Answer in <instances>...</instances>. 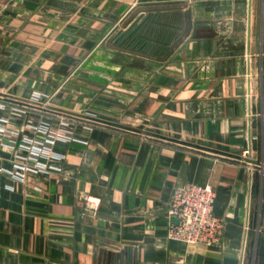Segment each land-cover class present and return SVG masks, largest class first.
Here are the masks:
<instances>
[{"label": "crops", "instance_id": "obj_1", "mask_svg": "<svg viewBox=\"0 0 264 264\" xmlns=\"http://www.w3.org/2000/svg\"><path fill=\"white\" fill-rule=\"evenodd\" d=\"M0 97V264H264V0H0ZM60 117L83 123L54 169L11 177ZM192 183L215 191L213 247L166 238Z\"/></svg>", "mask_w": 264, "mask_h": 264}, {"label": "built area", "instance_id": "obj_2", "mask_svg": "<svg viewBox=\"0 0 264 264\" xmlns=\"http://www.w3.org/2000/svg\"><path fill=\"white\" fill-rule=\"evenodd\" d=\"M1 100L3 97H0V108H2ZM29 102L16 101L15 112L24 114L29 107ZM82 123L81 117H60L58 124L54 127L47 121L30 127L32 136L24 135L18 142V151L25 155V160L13 163L8 174L17 181L23 182L29 174H45L54 169L51 164V161L56 158L54 146L58 143L75 141L73 127L75 124ZM96 125H98L97 122L89 121L87 128L91 129ZM3 133L5 131L0 127V135ZM245 155H249V151L245 152ZM252 171L253 168H249V174ZM86 201L93 208H96L100 202L95 197H88ZM214 201L215 191L209 184L192 183L175 189L167 212L168 219H174L175 223L169 225L166 238L186 245L196 244L205 247L217 245L223 234L224 222L213 214Z\"/></svg>", "mask_w": 264, "mask_h": 264}, {"label": "water", "instance_id": "obj_3", "mask_svg": "<svg viewBox=\"0 0 264 264\" xmlns=\"http://www.w3.org/2000/svg\"><path fill=\"white\" fill-rule=\"evenodd\" d=\"M143 22L134 21L132 22L125 30L118 32L114 39L113 44L115 46H122L127 42V44H132L135 40V35L140 27L143 25Z\"/></svg>", "mask_w": 264, "mask_h": 264}]
</instances>
